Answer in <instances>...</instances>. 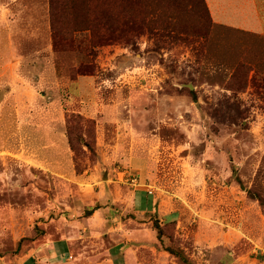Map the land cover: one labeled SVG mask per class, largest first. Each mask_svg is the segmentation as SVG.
<instances>
[{"label":"rangeland","instance_id":"obj_1","mask_svg":"<svg viewBox=\"0 0 264 264\" xmlns=\"http://www.w3.org/2000/svg\"><path fill=\"white\" fill-rule=\"evenodd\" d=\"M195 7L89 55L0 29V264H264V38Z\"/></svg>","mask_w":264,"mask_h":264},{"label":"trees","instance_id":"obj_2","mask_svg":"<svg viewBox=\"0 0 264 264\" xmlns=\"http://www.w3.org/2000/svg\"><path fill=\"white\" fill-rule=\"evenodd\" d=\"M186 0H48L51 44L55 53L74 51L81 47L82 39L76 34H85L87 54L97 47L114 43H133L144 31L154 29V33L170 32V34L186 35V29L179 30L175 9ZM196 11L204 18L211 19L205 0H192ZM151 5V7H150ZM169 6V7H166ZM162 25V28L158 26ZM94 65L81 63L71 66L70 78L91 74ZM71 127H66V138L74 155L79 154L78 145H84L94 154V121L85 119L80 114L70 117ZM74 124V125H73ZM82 125V126H81ZM83 129V134L74 136V131ZM264 208V200L259 198ZM144 206H147L144 205ZM96 207L90 209L91 214ZM159 238L163 235V227L155 226ZM165 250L183 262L190 264L180 248L166 246Z\"/></svg>","mask_w":264,"mask_h":264},{"label":"crops","instance_id":"obj_3","mask_svg":"<svg viewBox=\"0 0 264 264\" xmlns=\"http://www.w3.org/2000/svg\"><path fill=\"white\" fill-rule=\"evenodd\" d=\"M205 2L214 24L256 33L264 38V0ZM48 9V0H0V29L5 32H35L40 30V25L50 29ZM95 213L96 210L92 212ZM103 262L109 264L107 259Z\"/></svg>","mask_w":264,"mask_h":264},{"label":"built area","instance_id":"obj_4","mask_svg":"<svg viewBox=\"0 0 264 264\" xmlns=\"http://www.w3.org/2000/svg\"><path fill=\"white\" fill-rule=\"evenodd\" d=\"M129 181V183L133 186H139L140 185V182L138 180V175H132L131 177H129L127 179ZM143 186H146L145 190L150 194L152 193V189L149 185H143Z\"/></svg>","mask_w":264,"mask_h":264}]
</instances>
